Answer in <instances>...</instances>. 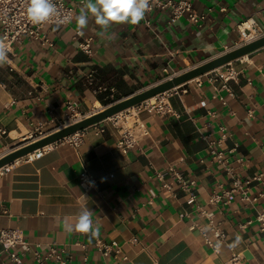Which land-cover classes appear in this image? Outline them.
<instances>
[{
    "label": "crops",
    "instance_id": "crops-1",
    "mask_svg": "<svg viewBox=\"0 0 264 264\" xmlns=\"http://www.w3.org/2000/svg\"><path fill=\"white\" fill-rule=\"evenodd\" d=\"M67 1L75 9L72 19L41 29L52 45L23 38L0 66L3 150L39 124L50 130L63 122L68 100L88 114L239 45L240 21L251 17L264 27V0H190L205 14L200 24L185 17L171 20L169 8L156 7L140 23L113 24L103 36L89 14L79 38H92V54H87L73 38L84 0ZM232 64L238 70L228 81L232 94L217 90L205 74L187 81L169 92L170 114L140 111L146 134L125 151L117 146V129L107 124L102 132L86 128L77 147L58 143L38 158L3 168L0 228H18L31 243L22 264H35V251L43 254L50 244L66 248L67 264H80L84 256L88 264H264V229L252 205L238 197L229 204L207 202L219 183L229 185L221 166L209 161L200 132L215 138L224 126L223 148L236 172L242 177L264 173V47ZM169 166L195 180V202H187V192L168 174L171 189L162 186L156 171ZM83 168L97 179L88 192L78 181ZM258 191L264 184L251 188V194ZM256 205L264 206V197ZM84 208L91 211L98 236L67 231L66 223L74 224ZM201 209L211 210L227 234L217 252L204 240L203 232H212ZM96 237L119 245L128 259L113 253L103 257L93 245ZM232 252L239 255L234 262ZM0 264H14L1 243Z\"/></svg>",
    "mask_w": 264,
    "mask_h": 264
},
{
    "label": "built area",
    "instance_id": "built-area-1",
    "mask_svg": "<svg viewBox=\"0 0 264 264\" xmlns=\"http://www.w3.org/2000/svg\"><path fill=\"white\" fill-rule=\"evenodd\" d=\"M57 4L58 11L60 12L59 19L53 18L47 23L64 25L68 22H61L64 17H73L74 7L68 3L67 0H54ZM150 10L153 8H169L171 12V20L179 17H185L190 22L200 24L205 20V14L197 12L192 7L190 0H149ZM27 0H0V39H3L8 52L11 51L15 42L21 41L23 38L35 40L38 39L42 43L52 45V42L43 34L41 29L44 24H33L26 14ZM239 32L241 43L253 40L261 35H264V27L259 26L253 18H247L236 24ZM83 33L76 30L73 38L78 39V47L87 54H92L91 37L81 38ZM240 43V44H241ZM224 69L218 71L219 67L213 69L205 75L207 79L215 85L218 89L229 90L228 81L234 79L238 75V70L232 64V61L223 65ZM177 87L160 93L150 99L142 101L141 103L131 106L122 110L112 116H109L89 127H94L96 132L104 131L107 124L118 131L117 146L122 150H127L137 144L140 138L146 134V130L142 121L139 118L141 110L154 111L160 114H170L172 112L171 106L168 101L169 92ZM231 93V91H230ZM232 94V93H231ZM224 102V101H223ZM68 112L66 113L63 122H60L52 129H46L42 124L35 126L28 130L21 136L20 143L30 142L37 140L44 136L46 133L58 127L72 123L75 120L82 118L86 114H81L78 110L77 104L71 100L66 102ZM248 113L252 116V110L249 109ZM88 128V127H86ZM75 131L58 141L47 144L43 147L37 148L32 152L14 160L16 162L20 159L31 160L41 156L46 150L54 147L58 143H68L73 147H77L83 137L84 130ZM218 136L212 137L209 133H201L200 136L206 142V150L209 155V161L217 163L221 166L226 174L228 187H224L221 183L215 189H212L208 195L207 202L211 205L229 204L235 198H239L245 204L252 205L255 216L254 219L259 222L261 229H264V206H257L261 197H264V191H258L256 194H251V188L257 184H264V173H257L251 177H242L236 172L235 166L229 163V159L225 154L223 148L224 141L228 137V131L224 126H219ZM7 134L5 128L0 127V135ZM234 149V148H232ZM9 150V149H8ZM8 150L0 148V157L3 156ZM231 151V150H230ZM203 161V160H202ZM238 164H243V157L236 158ZM8 165L0 168H6ZM168 174L174 179L181 187L182 190L187 192V202L192 203L196 200V193L194 191L195 180L185 178L173 166H169L166 171H156L157 177L162 181V186L171 189L170 183L165 181V175ZM78 181L84 192H88L97 187L96 177L83 168L78 173ZM151 202V200H149ZM200 214L206 217L207 225L210 227L212 235H207L203 232L204 240L208 243L214 251H218L220 245L225 242L227 234L221 224L214 220V214L211 210L201 209ZM203 227H201L202 229ZM0 243L3 249L8 252L10 259L14 264H22V257L24 254L32 249L31 243L24 239L23 233L18 228L6 227L0 228ZM77 245L82 248L87 246L86 243L76 241ZM94 247L100 252L103 257H108L111 253L120 255L123 260H127L128 256L123 254L121 247L115 243L104 241L96 237L93 242ZM19 248V251L16 249ZM35 264H48L47 261H55L60 264H67L69 261L68 253L65 247L56 244H50L45 253L41 254L35 251ZM239 255L232 252L230 261L238 260ZM80 264H88V257L84 256Z\"/></svg>",
    "mask_w": 264,
    "mask_h": 264
},
{
    "label": "water",
    "instance_id": "water-1",
    "mask_svg": "<svg viewBox=\"0 0 264 264\" xmlns=\"http://www.w3.org/2000/svg\"><path fill=\"white\" fill-rule=\"evenodd\" d=\"M260 47H264V35L229 48L228 50H225L207 60L195 64L194 66L178 72L177 74L163 78L162 80L146 86L141 90L113 101L101 107L100 109L86 114L82 118H79L72 123L51 130L37 140L19 143L15 147L10 148L3 156L0 157V168L12 163L14 160L24 156L29 152H32L37 148L58 141L59 139H62L75 131L89 127L94 123H97L122 110L137 105L142 101L178 87L191 79L223 66L224 64L251 53Z\"/></svg>",
    "mask_w": 264,
    "mask_h": 264
},
{
    "label": "clouds",
    "instance_id": "clouds-1",
    "mask_svg": "<svg viewBox=\"0 0 264 264\" xmlns=\"http://www.w3.org/2000/svg\"><path fill=\"white\" fill-rule=\"evenodd\" d=\"M150 10L149 0H84V6L75 17L77 30L83 33L89 23V14L94 17L95 24L100 27L99 35L103 36L113 24H138ZM26 14L28 19L36 25L47 23L53 18L59 19L60 12L54 0H27ZM72 18L64 17L61 22H68ZM8 49L0 39V66L8 62ZM69 232L99 235V228L94 229L92 213L87 208L82 209L75 223H66Z\"/></svg>",
    "mask_w": 264,
    "mask_h": 264
},
{
    "label": "trees",
    "instance_id": "trees-1",
    "mask_svg": "<svg viewBox=\"0 0 264 264\" xmlns=\"http://www.w3.org/2000/svg\"><path fill=\"white\" fill-rule=\"evenodd\" d=\"M110 101H111L110 99L103 100V104H107V103H109Z\"/></svg>",
    "mask_w": 264,
    "mask_h": 264
},
{
    "label": "rangeland",
    "instance_id": "rangeland-1",
    "mask_svg": "<svg viewBox=\"0 0 264 264\" xmlns=\"http://www.w3.org/2000/svg\"><path fill=\"white\" fill-rule=\"evenodd\" d=\"M97 109H100V106H98L97 108H95V109H93V110H97ZM93 110H92V111H93Z\"/></svg>",
    "mask_w": 264,
    "mask_h": 264
},
{
    "label": "bare ground",
    "instance_id": "bare-ground-1",
    "mask_svg": "<svg viewBox=\"0 0 264 264\" xmlns=\"http://www.w3.org/2000/svg\"><path fill=\"white\" fill-rule=\"evenodd\" d=\"M93 111H95V110H93ZM93 111H91V112H93Z\"/></svg>",
    "mask_w": 264,
    "mask_h": 264
}]
</instances>
